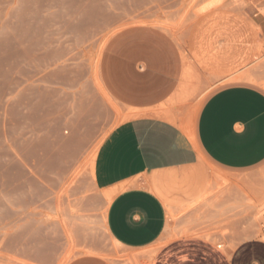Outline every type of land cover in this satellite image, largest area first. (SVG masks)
<instances>
[{"label": "rangeland", "instance_id": "obj_1", "mask_svg": "<svg viewBox=\"0 0 264 264\" xmlns=\"http://www.w3.org/2000/svg\"><path fill=\"white\" fill-rule=\"evenodd\" d=\"M263 11L264 0H0V120L9 102L25 104L42 89L63 88L77 98L82 79L98 113L84 133L88 138L80 139L78 155L63 139L53 140L58 155L48 141L41 156L33 131L5 135L8 145L10 140L25 149L26 163L47 169L4 171L0 264H71L88 257L149 264L161 243L144 249L117 244L105 227L110 194L94 182L99 143L126 119L98 82L100 54L125 26L150 24L167 31L184 60L170 105L190 121L223 85L242 82L264 90ZM230 66L235 72H220ZM109 109L115 112L111 122ZM165 206L170 223L185 220L180 234H200L218 244L264 237V162L227 171L201 155L197 164L167 172Z\"/></svg>", "mask_w": 264, "mask_h": 264}, {"label": "crops", "instance_id": "obj_2", "mask_svg": "<svg viewBox=\"0 0 264 264\" xmlns=\"http://www.w3.org/2000/svg\"><path fill=\"white\" fill-rule=\"evenodd\" d=\"M223 65L220 62L218 67ZM183 68L176 41L150 24L119 29L100 54L101 86L126 117L108 130L93 159L95 185L110 194L105 227L124 248L144 249L160 242L149 264H264V237H237L218 244L200 234H180L185 220L170 223L168 219L167 172L191 167L201 155L227 171L248 170L264 162V90L242 82L223 85L185 122L170 105ZM233 69L230 66L220 72H235ZM83 81L77 98L69 90L51 87L38 91L39 98L25 104H7L0 120V211L4 209V171H26L33 165L36 170L47 169L39 163H26L25 149L15 148L10 140L6 143L7 132L33 131L41 156L47 154L48 141L58 155V144L53 142L58 139L72 144L75 154L83 153L80 139L88 138L84 133L98 115L97 106L90 101L89 84ZM103 111L102 121L105 107ZM108 111L111 122L115 112ZM71 264L109 263L88 257Z\"/></svg>", "mask_w": 264, "mask_h": 264}, {"label": "bare ground", "instance_id": "obj_3", "mask_svg": "<svg viewBox=\"0 0 264 264\" xmlns=\"http://www.w3.org/2000/svg\"><path fill=\"white\" fill-rule=\"evenodd\" d=\"M264 12V11H263ZM185 37V36H184ZM180 45V44H179ZM188 66V65H187ZM98 75V74H97ZM99 78V77H98ZM98 82H100V81H98ZM101 84V83H100ZM105 95H107L108 93H104ZM110 97V96H109ZM111 98V97H110ZM261 236V235H260ZM96 252V251H95ZM89 253H91V252H89ZM92 253H94V252H92ZM91 253V254H92ZM98 253V255H100L99 253H101V252H97ZM101 254H103V253H101ZM105 255V254H104ZM100 256H102V257H105V256H103V255H100Z\"/></svg>", "mask_w": 264, "mask_h": 264}]
</instances>
